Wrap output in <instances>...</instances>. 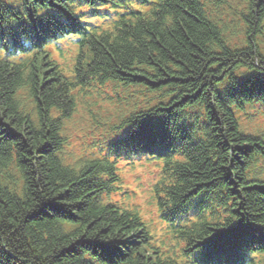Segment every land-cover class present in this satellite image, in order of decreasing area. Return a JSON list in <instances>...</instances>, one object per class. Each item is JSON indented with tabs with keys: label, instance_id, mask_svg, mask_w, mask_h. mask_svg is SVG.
Here are the masks:
<instances>
[{
	"label": "trees",
	"instance_id": "1",
	"mask_svg": "<svg viewBox=\"0 0 264 264\" xmlns=\"http://www.w3.org/2000/svg\"><path fill=\"white\" fill-rule=\"evenodd\" d=\"M134 1L149 11L97 33L71 25L74 6L110 0H0L9 58L41 49L21 63L0 57V264H264V182L249 177L264 141L244 134L234 111L264 104V0ZM65 31L82 36L72 80L42 51ZM240 69L251 74L239 78ZM92 82L135 89L120 144H163L153 196L162 218L174 226L185 204L222 215L197 216L171 236V250L155 248L138 212L105 201L114 169L64 164L63 120Z\"/></svg>",
	"mask_w": 264,
	"mask_h": 264
},
{
	"label": "rangeland",
	"instance_id": "2",
	"mask_svg": "<svg viewBox=\"0 0 264 264\" xmlns=\"http://www.w3.org/2000/svg\"><path fill=\"white\" fill-rule=\"evenodd\" d=\"M66 46H69V44L67 42H63L62 47L67 54L63 55L62 59L57 57V61L61 65H65L68 62V53H70V50L66 48ZM83 120L85 119L81 114H76L72 123L68 125L67 135L70 137L69 143L71 146L68 147L67 153L81 154L84 143L94 145L107 136V133L104 131H100L98 135L95 133L87 135V128L81 124V121ZM243 123L245 124L246 129L249 131H264V117L255 116L252 121L244 120ZM124 178L125 188H128V190H136L138 192V194L131 195L130 199L127 200L128 204L145 212L147 216L155 223L157 230H160L162 225L157 220L155 210L147 205L146 197L142 196L152 179L151 168H136L133 170L125 168ZM158 237L162 238V236Z\"/></svg>",
	"mask_w": 264,
	"mask_h": 264
},
{
	"label": "bare ground",
	"instance_id": "3",
	"mask_svg": "<svg viewBox=\"0 0 264 264\" xmlns=\"http://www.w3.org/2000/svg\"><path fill=\"white\" fill-rule=\"evenodd\" d=\"M170 249V248H169ZM169 249L165 252V254H167L168 253V251H169Z\"/></svg>",
	"mask_w": 264,
	"mask_h": 264
}]
</instances>
